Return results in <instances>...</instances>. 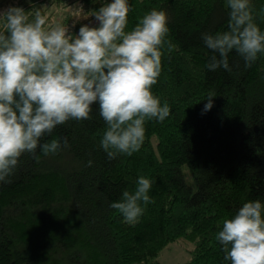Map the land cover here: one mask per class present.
Masks as SVG:
<instances>
[{
  "label": "trees",
  "instance_id": "1",
  "mask_svg": "<svg viewBox=\"0 0 264 264\" xmlns=\"http://www.w3.org/2000/svg\"><path fill=\"white\" fill-rule=\"evenodd\" d=\"M80 3L82 25L111 0H23L47 24L55 8ZM126 31L152 9L168 17L162 71L151 91L170 115L147 121L145 139L131 156L109 160L100 147L106 125L94 104L90 120L59 125L41 143L66 138L56 154L24 153L11 183L0 184V264H161L170 243L194 244L178 264H230L215 236L244 202L264 203V56L245 67L229 53L231 72L207 68L214 54L203 33L227 30V0H128ZM264 31V0H251ZM214 91L213 106L202 112ZM91 160L92 165L87 166ZM140 175L153 181L152 203L134 226L110 204L135 190ZM192 180L193 187L186 179Z\"/></svg>",
  "mask_w": 264,
  "mask_h": 264
},
{
  "label": "clouds",
  "instance_id": "2",
  "mask_svg": "<svg viewBox=\"0 0 264 264\" xmlns=\"http://www.w3.org/2000/svg\"><path fill=\"white\" fill-rule=\"evenodd\" d=\"M227 6V30L202 34L214 53L210 71L231 72L232 51L245 67L264 56V31L255 23L251 0H227ZM130 11L128 0H111L91 14L97 27L82 25L74 36L60 23L46 27L40 10L31 18L21 7L0 10V184L11 183L24 153L38 160V148L49 155L68 147L66 138L63 144L41 141L70 120H90L94 104L106 125L100 147L109 160L139 151L146 122L170 115L168 103L151 91L162 71V49L168 44L171 51L167 14L152 9L126 31ZM215 96L208 93L202 112L212 108ZM152 184L140 175L135 190L123 191L110 207L134 226L153 202ZM215 239L230 264H264V203L244 202Z\"/></svg>",
  "mask_w": 264,
  "mask_h": 264
},
{
  "label": "rangeland",
  "instance_id": "3",
  "mask_svg": "<svg viewBox=\"0 0 264 264\" xmlns=\"http://www.w3.org/2000/svg\"><path fill=\"white\" fill-rule=\"evenodd\" d=\"M23 0H0V10H5L9 7L17 6ZM54 14L57 18L53 21V25L60 23L66 25L69 31L73 32L84 15L80 12V3L78 1L72 2L70 5L62 9L55 8ZM188 182L195 187L189 176H186ZM194 244L184 240H177L170 243L158 255V260L161 264H178L183 263L190 257V250L193 249Z\"/></svg>",
  "mask_w": 264,
  "mask_h": 264
}]
</instances>
